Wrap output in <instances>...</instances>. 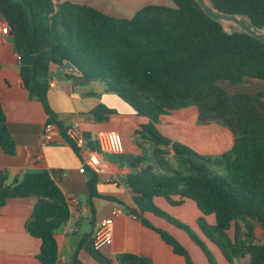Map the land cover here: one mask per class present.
<instances>
[{
  "label": "trees",
  "instance_id": "1",
  "mask_svg": "<svg viewBox=\"0 0 264 264\" xmlns=\"http://www.w3.org/2000/svg\"><path fill=\"white\" fill-rule=\"evenodd\" d=\"M170 1L172 6L147 5L131 18L53 0H0V14L14 33L26 90L43 104L48 122L58 125L63 139L75 150L68 128L57 121L48 102L52 66L66 63L87 82L104 84L134 114L147 117L150 123L136 137L156 147L173 144L157 128L160 118L171 111L196 106L200 123L228 128L234 143L220 156L200 155L182 145V170L161 159L160 172L133 173L124 182L141 214L153 213L186 231L210 264L218 263L206 243L190 226L159 209L155 198H165L173 205L193 200L204 215H215L216 225L203 218L198 224L228 262L235 264L250 256V264H264V244L256 235V227L264 230V94L231 93L219 85L221 81L264 83V0ZM223 19L228 20L230 30ZM112 112L100 105L92 115L105 121ZM0 147L14 154L1 98ZM97 196L94 177L89 181L90 200ZM175 196L180 200L174 201ZM30 197L36 202L26 227L42 242L38 259L42 264H58L56 234L70 220L69 205L50 173L44 171L26 173L0 187V209L10 200ZM143 223L158 232L187 264H194L173 235L144 218ZM87 259L112 264L95 249L89 235L81 240L70 264H85ZM118 260L121 264H152L132 254H121Z\"/></svg>",
  "mask_w": 264,
  "mask_h": 264
},
{
  "label": "crops",
  "instance_id": "2",
  "mask_svg": "<svg viewBox=\"0 0 264 264\" xmlns=\"http://www.w3.org/2000/svg\"><path fill=\"white\" fill-rule=\"evenodd\" d=\"M53 1L91 6L117 18H131L147 5L172 6L170 0ZM0 22H6L1 14ZM224 25L230 30L229 25ZM50 81L55 83L56 88L49 90L48 102L57 121L68 129L74 123H79L85 136H91L101 129L119 132L125 148L121 155H110L101 152L97 144L90 141L82 149L75 150L61 133L53 143H43L41 136L49 116L43 104L30 97L23 84L14 35L0 33V98L8 131L15 143L12 155L0 147V187L13 184L29 172L50 173L62 190L71 212L69 222L56 234L58 264H70L86 235L90 236L93 243L95 224L110 218L116 208H120L122 213L114 217L112 243L99 250V254L112 264H121L118 260L121 254L136 255L148 259L152 264H187L186 259L177 254L158 232L143 223V218L173 235L187 249L194 264H210L204 251L186 231L153 213L141 214L134 194L124 180L130 174L148 169L160 172L161 159L179 167V148L182 145L204 156L222 154L234 143L232 132L217 123H200L198 108L190 106L171 111L160 118L157 128L173 144L156 147L136 137V132L148 125L150 120L134 114L130 106L116 94L107 92L104 84L87 82L69 63L52 66ZM100 105L113 111L105 121H97L92 115V111ZM90 152L99 154L103 172L96 174L90 168L84 173L80 172L84 157ZM94 177L97 178L100 196L90 200L89 181ZM172 199L179 201L180 197ZM35 202L34 197L13 199L0 209V264H42L38 259L42 242L30 235L26 227ZM154 203L162 211L190 226L206 243L218 264H231L219 247L204 235L198 224L203 218L209 225H216L215 215H204L196 202L190 199L173 205L167 199L158 197ZM228 234L233 237L234 230ZM256 235L264 244V230L256 227ZM85 264L96 263L87 259ZM235 264H250V256L235 260Z\"/></svg>",
  "mask_w": 264,
  "mask_h": 264
},
{
  "label": "built area",
  "instance_id": "3",
  "mask_svg": "<svg viewBox=\"0 0 264 264\" xmlns=\"http://www.w3.org/2000/svg\"><path fill=\"white\" fill-rule=\"evenodd\" d=\"M0 33L3 35H9L12 33L8 22H0ZM18 60L20 57L18 55ZM56 85L53 81L49 82V89H55ZM60 129L56 123L46 122L42 132V142L43 143H53L56 140L58 134H60ZM69 138L76 144L77 148L82 149L88 142H94L97 144L99 150L103 153L110 155H121L124 153V142L121 134L116 131L110 130H97L91 134V139L88 140L81 131V126L79 123H74L67 132ZM87 168H90L94 173L99 174L103 172V165L98 153L90 152L88 156L84 157L83 165L80 172L84 173ZM122 210L116 208L112 212V216L107 219L98 221L95 224L94 235H93V245L96 250H100L106 245L112 243V230L114 224V217L121 214ZM133 218H136L133 216Z\"/></svg>",
  "mask_w": 264,
  "mask_h": 264
},
{
  "label": "rangeland",
  "instance_id": "4",
  "mask_svg": "<svg viewBox=\"0 0 264 264\" xmlns=\"http://www.w3.org/2000/svg\"><path fill=\"white\" fill-rule=\"evenodd\" d=\"M224 23L227 22V19H223ZM241 27H243V29H246L245 26L240 23L239 24ZM228 26H226L227 28ZM230 27V26H229ZM219 85L226 89L227 91L231 92V93H247V94H252L255 95L258 92H261L264 94V83L263 82H259V81H255V80H246L245 82H243L241 85H234L230 82H226V81H221L219 82ZM220 125V124H219ZM222 126V125H220ZM224 127V126H222ZM226 128V127H225ZM228 129V128H227ZM208 156V155H205ZM212 157H218L220 156V154L217 153H213L211 155ZM182 161L180 159V163L178 164L179 167H177L178 169L182 170L183 169V165L181 164ZM261 236V235H260ZM264 242V239H263Z\"/></svg>",
  "mask_w": 264,
  "mask_h": 264
},
{
  "label": "water",
  "instance_id": "5",
  "mask_svg": "<svg viewBox=\"0 0 264 264\" xmlns=\"http://www.w3.org/2000/svg\"><path fill=\"white\" fill-rule=\"evenodd\" d=\"M200 1H202V0H200ZM205 5V4H204ZM205 7H206V5H205ZM206 9H207V7H206ZM237 22H239V20L237 19ZM246 27V26H245ZM247 29H248V27H246ZM249 30V32H251L252 34H254V35H256L252 30H250V29H248ZM12 35H14V33L12 32ZM263 38H264V36H262Z\"/></svg>",
  "mask_w": 264,
  "mask_h": 264
}]
</instances>
